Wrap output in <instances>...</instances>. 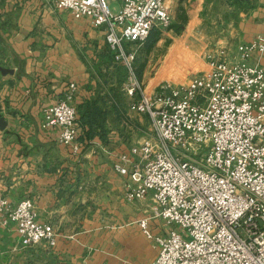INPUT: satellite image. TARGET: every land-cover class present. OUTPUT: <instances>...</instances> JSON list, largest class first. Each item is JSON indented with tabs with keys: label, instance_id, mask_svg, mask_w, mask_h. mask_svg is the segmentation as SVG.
Masks as SVG:
<instances>
[{
	"label": "built area",
	"instance_id": "obj_1",
	"mask_svg": "<svg viewBox=\"0 0 264 264\" xmlns=\"http://www.w3.org/2000/svg\"><path fill=\"white\" fill-rule=\"evenodd\" d=\"M52 2L104 32L113 60L129 72L133 96V46L171 27L167 0H120L118 9L111 7L116 0ZM263 58L264 35L217 45L187 84L164 82L131 105L149 116L157 139L121 153L113 170L125 179V200L151 202L139 226L158 250L152 264H264ZM76 92L75 83L66 86L64 99L43 109L41 126L60 129L61 144L79 154ZM152 221L160 234L152 233ZM0 224L16 227L24 249L57 244L54 226L37 220L31 198L12 207L0 190Z\"/></svg>",
	"mask_w": 264,
	"mask_h": 264
},
{
	"label": "crops",
	"instance_id": "obj_2",
	"mask_svg": "<svg viewBox=\"0 0 264 264\" xmlns=\"http://www.w3.org/2000/svg\"><path fill=\"white\" fill-rule=\"evenodd\" d=\"M259 2L261 6L240 25V43L264 35V0ZM108 56L113 60L104 32L93 28L88 18L76 20L56 11L52 0H0V70L6 72L0 74V106L13 120H7L5 130L0 128V190L12 207L32 198L37 220L52 224L57 232L54 248L42 243L24 249L16 227L0 224V264H152L156 260L158 250L139 226L151 202L122 199L125 179L113 170L114 161L131 147L119 138L109 139L115 146L110 171L100 180L95 170L84 187L82 177L67 173L72 149L61 144L60 129L41 127L43 109L56 102L68 83L77 85V103L92 100L87 64L107 66ZM30 115L37 127L17 125L16 118ZM81 140L85 149L87 138ZM90 143L102 148L107 141L97 136ZM98 182L109 184L106 194L111 202L104 208L108 215L104 219L99 207L93 208ZM150 229L153 234L162 232L156 221Z\"/></svg>",
	"mask_w": 264,
	"mask_h": 264
},
{
	"label": "rangeland",
	"instance_id": "obj_3",
	"mask_svg": "<svg viewBox=\"0 0 264 264\" xmlns=\"http://www.w3.org/2000/svg\"><path fill=\"white\" fill-rule=\"evenodd\" d=\"M119 3L120 0H116L111 7L118 9ZM168 4L173 16L171 27L163 32L155 31L150 42L133 46L136 52L135 76L139 84L133 96L129 94L131 78L124 65L116 63L110 56L104 59L107 66L87 64L92 100L98 103L105 114L101 132L103 137L100 139L107 143L101 148L91 144L87 138L88 143L82 154L68 150L70 165L67 173L82 177L84 187L89 185L90 176H94L95 170H99L100 180L110 171L115 146H110L109 139L119 138L126 148L145 139H157L149 116L132 111L131 105L141 100L143 94L151 96L164 82L187 84L191 75L206 68L204 56L209 49L242 42L239 35L241 23L261 6L259 0H169ZM2 73L6 72L0 70ZM64 97L65 91L56 101ZM73 103L78 110L81 104L77 103L76 97ZM8 112L0 106V114L13 123ZM35 117L38 118L37 115ZM22 118H16L19 122L17 125L37 127L31 115ZM82 137L83 133L79 141L86 138ZM77 159L80 162H76ZM93 160L96 162L91 167L89 162ZM108 185L98 182L93 189L98 191L97 199L93 200L97 205L94 204L93 208L99 207L102 219L108 216L104 208L111 202L110 195L106 194ZM120 197L125 200L124 193Z\"/></svg>",
	"mask_w": 264,
	"mask_h": 264
},
{
	"label": "trees",
	"instance_id": "obj_4",
	"mask_svg": "<svg viewBox=\"0 0 264 264\" xmlns=\"http://www.w3.org/2000/svg\"><path fill=\"white\" fill-rule=\"evenodd\" d=\"M153 37L154 32L149 36L147 41L150 42ZM78 116L79 124L82 127L86 138L93 140L97 136L100 138L103 137L101 132L104 126L103 122L105 120V114L95 100L80 105L78 108Z\"/></svg>",
	"mask_w": 264,
	"mask_h": 264
},
{
	"label": "water",
	"instance_id": "obj_5",
	"mask_svg": "<svg viewBox=\"0 0 264 264\" xmlns=\"http://www.w3.org/2000/svg\"><path fill=\"white\" fill-rule=\"evenodd\" d=\"M8 127V121L0 114V128L5 130Z\"/></svg>",
	"mask_w": 264,
	"mask_h": 264
}]
</instances>
